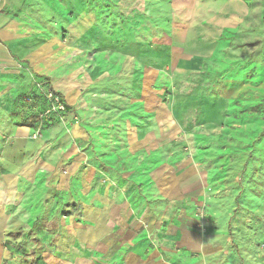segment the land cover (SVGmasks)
I'll list each match as a JSON object with an SVG mask.
<instances>
[{"label":"rangeland","instance_id":"rangeland-1","mask_svg":"<svg viewBox=\"0 0 264 264\" xmlns=\"http://www.w3.org/2000/svg\"><path fill=\"white\" fill-rule=\"evenodd\" d=\"M20 2L94 90L56 160L12 176L0 264H122L128 237L164 264H264V0Z\"/></svg>","mask_w":264,"mask_h":264},{"label":"crops","instance_id":"crops-1","mask_svg":"<svg viewBox=\"0 0 264 264\" xmlns=\"http://www.w3.org/2000/svg\"><path fill=\"white\" fill-rule=\"evenodd\" d=\"M9 2L8 10H19L20 13L18 17L2 14L0 7V222L7 223L2 229L14 231L19 229L18 223L23 216L16 209L11 194L12 190H18L20 183H14L12 176L39 175L44 167L32 172L34 168L25 166L34 159L56 160L55 145L45 142L63 144L66 141L67 136L61 133L72 120L73 108L79 105L77 95L94 89L87 88L77 77L80 68L75 56L61 46L45 44L43 29L28 22L25 16L29 13L20 8V0ZM37 82L61 96L67 105V115L63 123H46L40 137L33 139L35 112L22 105V98L36 94ZM40 108L39 105L38 110ZM73 131L75 135L80 134L78 128ZM11 236L17 238L19 233ZM137 241L138 238L128 237L121 244L118 255L122 264H164L156 255L147 257L137 246Z\"/></svg>","mask_w":264,"mask_h":264},{"label":"built area","instance_id":"built-area-1","mask_svg":"<svg viewBox=\"0 0 264 264\" xmlns=\"http://www.w3.org/2000/svg\"><path fill=\"white\" fill-rule=\"evenodd\" d=\"M35 88V95H26L22 98V105L35 112L33 139L40 137L41 130L46 123L52 121L63 123L67 115V105L59 94L40 82L35 83ZM39 105L40 110H38Z\"/></svg>","mask_w":264,"mask_h":264},{"label":"trees","instance_id":"trees-1","mask_svg":"<svg viewBox=\"0 0 264 264\" xmlns=\"http://www.w3.org/2000/svg\"><path fill=\"white\" fill-rule=\"evenodd\" d=\"M229 227H230V226L228 225V233H229V235H230V232H229ZM234 247H235V246H234ZM235 249H236V248H235Z\"/></svg>","mask_w":264,"mask_h":264}]
</instances>
